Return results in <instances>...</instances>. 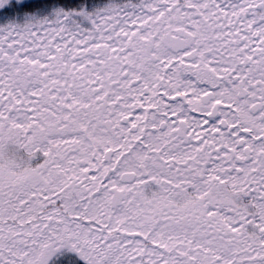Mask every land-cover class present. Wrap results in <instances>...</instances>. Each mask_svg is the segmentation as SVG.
Here are the masks:
<instances>
[{
    "label": "snow or ice",
    "instance_id": "1",
    "mask_svg": "<svg viewBox=\"0 0 264 264\" xmlns=\"http://www.w3.org/2000/svg\"><path fill=\"white\" fill-rule=\"evenodd\" d=\"M0 264H264V0H0Z\"/></svg>",
    "mask_w": 264,
    "mask_h": 264
}]
</instances>
